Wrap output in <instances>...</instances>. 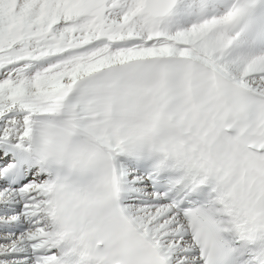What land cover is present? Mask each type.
I'll return each instance as SVG.
<instances>
[{"label": "snow or ice", "instance_id": "6c2138e0", "mask_svg": "<svg viewBox=\"0 0 264 264\" xmlns=\"http://www.w3.org/2000/svg\"><path fill=\"white\" fill-rule=\"evenodd\" d=\"M0 264H264V0H0Z\"/></svg>", "mask_w": 264, "mask_h": 264}]
</instances>
